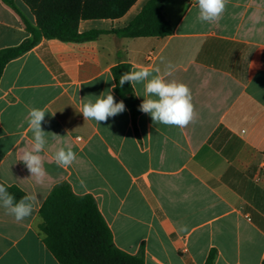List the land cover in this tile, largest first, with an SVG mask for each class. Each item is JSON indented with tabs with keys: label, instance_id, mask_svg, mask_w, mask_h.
<instances>
[{
	"label": "crops",
	"instance_id": "crops-1",
	"mask_svg": "<svg viewBox=\"0 0 264 264\" xmlns=\"http://www.w3.org/2000/svg\"><path fill=\"white\" fill-rule=\"evenodd\" d=\"M14 7L35 26L21 0ZM149 0L118 19L82 20L96 39H41L8 62L0 76V182L37 197L21 221L0 205V264H59L46 249L39 211L54 187L91 196L120 251L144 264H261L264 261V0H228L218 22H201L197 0H164L167 37L126 38L125 28ZM29 34L0 0V50ZM186 84L194 105L184 128L141 112L134 131L128 109L107 122L84 120L82 103L112 91L119 63L160 68ZM156 73L153 72V75ZM144 100V84L131 85ZM46 112L47 144L39 181L19 161L30 149L31 109ZM54 114V115H53ZM58 135L60 137L54 136ZM67 146L74 163L57 166Z\"/></svg>",
	"mask_w": 264,
	"mask_h": 264
},
{
	"label": "trees",
	"instance_id": "trees-1",
	"mask_svg": "<svg viewBox=\"0 0 264 264\" xmlns=\"http://www.w3.org/2000/svg\"><path fill=\"white\" fill-rule=\"evenodd\" d=\"M20 17L29 38L15 47L0 50V76L5 65L34 48L41 39L80 42L96 39L103 32L80 34L82 20L118 19L136 0H21L35 17V26L19 14L11 0H1ZM164 0H149L140 13L123 29L110 33L126 38L167 37L172 33L162 16ZM128 64L112 67L114 92L129 111L134 131L140 115V103L131 84L119 85L120 75L129 72ZM4 185L16 201L25 196L15 186ZM39 230L48 252L59 264H144L139 256L128 255L117 249L111 232L91 196L75 195L67 184L53 188L40 211ZM215 252L208 254L205 264H213ZM264 264V261L261 262Z\"/></svg>",
	"mask_w": 264,
	"mask_h": 264
},
{
	"label": "clouds",
	"instance_id": "clouds-1",
	"mask_svg": "<svg viewBox=\"0 0 264 264\" xmlns=\"http://www.w3.org/2000/svg\"><path fill=\"white\" fill-rule=\"evenodd\" d=\"M227 3L228 0H197L198 18L201 22H218ZM174 69L175 66L170 62L165 65L163 73L158 67L152 69L148 66H137L120 75L119 85L122 87L125 83L131 85L143 83L144 100L140 104L139 110L149 114L153 122L184 128L193 120L194 105L191 91L186 84L166 79ZM153 72L156 74L153 75ZM125 110L124 102H116L110 90L101 93L95 101H84L80 113L84 120H94L99 124L107 122L110 117H115ZM45 115L46 112L42 109L33 108L30 110L28 125L33 134L31 148L23 150L19 157V161L25 164L31 176L36 177L38 181L45 176L43 159L40 155L47 144V133L42 130ZM52 158L57 166L66 168L71 166L77 157L71 147L61 146L55 151ZM36 199L35 195H25L16 201V198L7 191L6 187L0 184V205L16 221H21L32 214Z\"/></svg>",
	"mask_w": 264,
	"mask_h": 264
}]
</instances>
